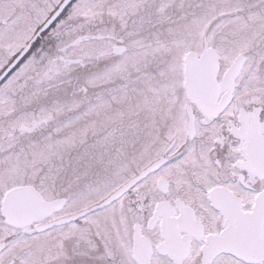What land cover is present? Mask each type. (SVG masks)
I'll list each match as a JSON object with an SVG mask.
<instances>
[{
    "label": "snow or ice",
    "instance_id": "1",
    "mask_svg": "<svg viewBox=\"0 0 264 264\" xmlns=\"http://www.w3.org/2000/svg\"><path fill=\"white\" fill-rule=\"evenodd\" d=\"M0 264H264V0H0Z\"/></svg>",
    "mask_w": 264,
    "mask_h": 264
}]
</instances>
